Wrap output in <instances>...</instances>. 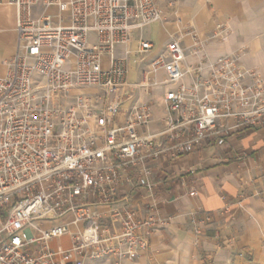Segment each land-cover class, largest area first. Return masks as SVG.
Masks as SVG:
<instances>
[{
    "label": "built area",
    "instance_id": "2783aa9c",
    "mask_svg": "<svg viewBox=\"0 0 264 264\" xmlns=\"http://www.w3.org/2000/svg\"><path fill=\"white\" fill-rule=\"evenodd\" d=\"M5 2L17 19L0 75V264H122L137 257L167 218L138 213L123 179L151 193L153 184L139 175L147 158L221 145L263 123L264 76L242 65L241 51L205 56L209 40L231 32L220 24L207 36L181 28L147 61L142 78L129 82L128 56L144 61L153 46L140 38L130 48V34L164 20L157 0ZM189 54L202 58L187 64ZM153 88L163 91L160 128L141 133L152 121L150 106L126 102L135 89ZM64 237L68 244L54 243Z\"/></svg>",
    "mask_w": 264,
    "mask_h": 264
},
{
    "label": "crops",
    "instance_id": "0c3cea01",
    "mask_svg": "<svg viewBox=\"0 0 264 264\" xmlns=\"http://www.w3.org/2000/svg\"><path fill=\"white\" fill-rule=\"evenodd\" d=\"M164 20L130 34L129 47L138 39L152 42L144 61L128 56L129 82L139 81L147 61L165 49L170 36L183 27H193L202 36L217 25L231 29L224 40L211 39L204 53L209 60L241 51V63L264 76V0H157ZM39 10L33 8V14ZM52 14L56 7H50ZM17 9L0 0V75L2 60L15 44ZM93 36L91 35V38ZM181 42L189 47L191 39ZM123 46L116 48L123 55ZM202 56L189 54L186 63L195 65ZM163 72L157 74L162 78ZM189 76L184 78L189 82ZM163 91L146 94L135 89L132 98L149 104L152 121L141 133L160 128ZM128 174V171L125 175ZM129 174L134 172L129 169ZM143 175L153 184L144 186L122 182L129 203L142 214L147 211L166 217L149 237L148 247L122 264H264V120L240 133H232L221 145L203 143L190 153L172 157L161 152L144 161ZM194 190L193 196L189 191ZM68 244L66 237L54 241ZM94 264H109L94 261Z\"/></svg>",
    "mask_w": 264,
    "mask_h": 264
}]
</instances>
